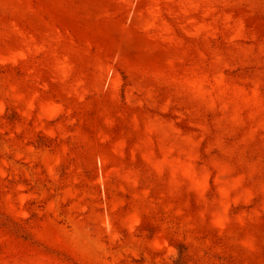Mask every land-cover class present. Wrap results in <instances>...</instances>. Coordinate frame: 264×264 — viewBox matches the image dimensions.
Returning a JSON list of instances; mask_svg holds the SVG:
<instances>
[{
    "label": "rangeland",
    "instance_id": "1",
    "mask_svg": "<svg viewBox=\"0 0 264 264\" xmlns=\"http://www.w3.org/2000/svg\"><path fill=\"white\" fill-rule=\"evenodd\" d=\"M264 264V0H0V264Z\"/></svg>",
    "mask_w": 264,
    "mask_h": 264
},
{
    "label": "trees",
    "instance_id": "2",
    "mask_svg": "<svg viewBox=\"0 0 264 264\" xmlns=\"http://www.w3.org/2000/svg\"><path fill=\"white\" fill-rule=\"evenodd\" d=\"M176 250H177V255H176V259H174V264H186V262H184L186 247L184 245H178L176 247Z\"/></svg>",
    "mask_w": 264,
    "mask_h": 264
}]
</instances>
